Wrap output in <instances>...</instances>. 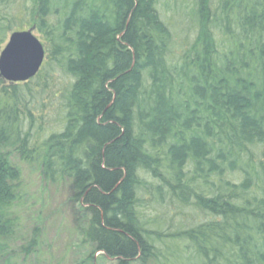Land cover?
I'll use <instances>...</instances> for the list:
<instances>
[{"label": "trees", "instance_id": "obj_1", "mask_svg": "<svg viewBox=\"0 0 264 264\" xmlns=\"http://www.w3.org/2000/svg\"><path fill=\"white\" fill-rule=\"evenodd\" d=\"M30 28L38 73L0 76V256L25 164L66 184L86 259L264 264V0H0V50Z\"/></svg>", "mask_w": 264, "mask_h": 264}, {"label": "rangeland", "instance_id": "obj_2", "mask_svg": "<svg viewBox=\"0 0 264 264\" xmlns=\"http://www.w3.org/2000/svg\"><path fill=\"white\" fill-rule=\"evenodd\" d=\"M33 33L39 38L35 31ZM19 166L22 201L15 207V214L19 218L20 235L11 245L13 256L6 255L9 256L7 261L0 256V264H116L115 259L105 258L99 252L94 253L92 259H86L89 251L81 243L79 219L73 216L75 203L69 200L66 184L44 182L34 167ZM34 228L38 230L36 248L24 256L17 250Z\"/></svg>", "mask_w": 264, "mask_h": 264}, {"label": "water", "instance_id": "obj_3", "mask_svg": "<svg viewBox=\"0 0 264 264\" xmlns=\"http://www.w3.org/2000/svg\"><path fill=\"white\" fill-rule=\"evenodd\" d=\"M34 29L11 32L0 50V76L11 82H23L34 77L44 59L45 47Z\"/></svg>", "mask_w": 264, "mask_h": 264}, {"label": "bare ground", "instance_id": "obj_4", "mask_svg": "<svg viewBox=\"0 0 264 264\" xmlns=\"http://www.w3.org/2000/svg\"><path fill=\"white\" fill-rule=\"evenodd\" d=\"M39 39V38H38ZM40 40V39H39Z\"/></svg>", "mask_w": 264, "mask_h": 264}]
</instances>
